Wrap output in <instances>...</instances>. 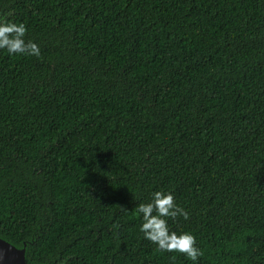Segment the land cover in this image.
<instances>
[{"label":"trees","instance_id":"trees-1","mask_svg":"<svg viewBox=\"0 0 264 264\" xmlns=\"http://www.w3.org/2000/svg\"><path fill=\"white\" fill-rule=\"evenodd\" d=\"M0 237L28 264H264V0H0ZM171 192L197 262L143 238Z\"/></svg>","mask_w":264,"mask_h":264},{"label":"clouds","instance_id":"clouds-1","mask_svg":"<svg viewBox=\"0 0 264 264\" xmlns=\"http://www.w3.org/2000/svg\"><path fill=\"white\" fill-rule=\"evenodd\" d=\"M27 32L23 23H7L0 21V49L9 55L24 54L39 56L38 45L25 40ZM136 215L141 219L139 231L143 238L154 244L157 250L165 253H181L193 262L198 261L202 250L196 246V238L190 231H172L168 220L178 216L188 218V213L179 206L171 192L154 191L148 202L135 207Z\"/></svg>","mask_w":264,"mask_h":264},{"label":"water","instance_id":"water-1","mask_svg":"<svg viewBox=\"0 0 264 264\" xmlns=\"http://www.w3.org/2000/svg\"><path fill=\"white\" fill-rule=\"evenodd\" d=\"M29 244H34V238L18 247L0 237V264H28L26 247Z\"/></svg>","mask_w":264,"mask_h":264}]
</instances>
